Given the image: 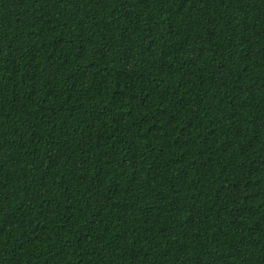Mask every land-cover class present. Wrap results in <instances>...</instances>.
I'll return each instance as SVG.
<instances>
[{"label":"trees","instance_id":"16d2710c","mask_svg":"<svg viewBox=\"0 0 264 264\" xmlns=\"http://www.w3.org/2000/svg\"><path fill=\"white\" fill-rule=\"evenodd\" d=\"M0 264H264V0H0Z\"/></svg>","mask_w":264,"mask_h":264}]
</instances>
